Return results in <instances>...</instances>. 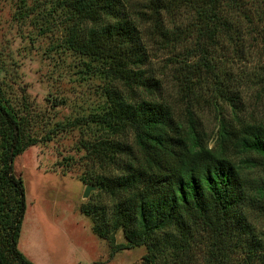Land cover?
<instances>
[{
	"label": "trees",
	"instance_id": "obj_1",
	"mask_svg": "<svg viewBox=\"0 0 264 264\" xmlns=\"http://www.w3.org/2000/svg\"><path fill=\"white\" fill-rule=\"evenodd\" d=\"M248 3L259 0H56L68 48L98 61L114 83L103 88L102 106L84 117L104 134L90 151L114 170L90 176L111 198L109 210L84 213L100 217L101 223L94 219L100 237L122 230L125 242L113 252L144 245L152 263L167 248L175 264H186L193 237L201 234L207 264H264V229L258 225L264 221V117L236 125L220 118L216 140L208 146L194 119L192 87L186 82L180 90L182 127L168 103L150 98L161 86L140 68L147 59L142 30L153 28L164 42L187 32L199 63L191 72H207L233 107L232 78L219 71L213 55L225 47L235 57L255 53V38L248 41V35L256 30L252 16L261 21L264 8L250 14ZM186 8L195 16L190 26L167 29V22L174 25L171 16ZM247 75L264 94V64ZM2 96L0 87V264H33L16 247L25 194L13 161L37 140L25 133V119Z\"/></svg>",
	"mask_w": 264,
	"mask_h": 264
},
{
	"label": "rangeland",
	"instance_id": "obj_2",
	"mask_svg": "<svg viewBox=\"0 0 264 264\" xmlns=\"http://www.w3.org/2000/svg\"><path fill=\"white\" fill-rule=\"evenodd\" d=\"M248 6L252 14L264 8V0ZM180 12L171 16L173 26L166 23L170 31L175 26L185 30L195 17L188 8ZM62 17L56 0H0L2 100L25 119V133L37 140L13 161V172L21 177L25 194L16 247L33 264H175L171 252L161 246L165 251H159L152 263L146 261L144 245L113 252L115 244L125 242L122 230L109 229L107 237H100L94 224V219L101 223L100 217L84 213L88 208L109 210L111 205V198L90 180V176L114 171L90 151L91 144L104 134L84 117L102 106L103 88L114 83L98 61L68 48ZM252 20L256 30L248 41L254 36V54L235 57L225 47L213 55L221 64L219 71L226 70L232 78L233 107L215 89L207 72H191L198 57L187 32L164 42L153 28L141 31L147 59L140 68L161 86L150 98L168 103L183 127L185 100L180 90L187 82L194 90V119L208 146L216 140L220 118L230 125L263 120L264 94L247 74L264 64V15L259 22L256 16ZM248 26L243 23L244 28ZM124 141L129 143L130 138ZM86 185L94 189L83 197ZM258 225L264 229V221L259 220ZM199 236L193 237L182 263L207 264L208 249L199 243Z\"/></svg>",
	"mask_w": 264,
	"mask_h": 264
},
{
	"label": "water",
	"instance_id": "obj_3",
	"mask_svg": "<svg viewBox=\"0 0 264 264\" xmlns=\"http://www.w3.org/2000/svg\"><path fill=\"white\" fill-rule=\"evenodd\" d=\"M92 189H94V186H92V185H86L85 188H84V190H83V194H82V196H83V197H87L88 194H89V192H90Z\"/></svg>",
	"mask_w": 264,
	"mask_h": 264
}]
</instances>
